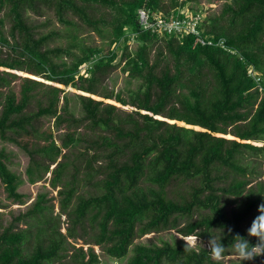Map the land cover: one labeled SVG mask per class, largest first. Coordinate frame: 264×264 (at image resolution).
I'll return each mask as SVG.
<instances>
[{
  "label": "trees",
  "instance_id": "trees-1",
  "mask_svg": "<svg viewBox=\"0 0 264 264\" xmlns=\"http://www.w3.org/2000/svg\"><path fill=\"white\" fill-rule=\"evenodd\" d=\"M75 1L0 0V10L6 9L4 16L10 22L6 32L9 42L1 30L0 18V48L7 47L13 54L0 57V68L40 77L57 86H74L86 94L76 96L83 115L74 119L66 112L65 104L61 114L56 115V87L46 88L45 105L38 104L32 114L22 111L38 82L20 78L18 100L10 90L0 93V141L13 143L28 156L25 175L29 183L49 172V187H61L56 192L58 212L68 223L65 233L60 234L59 214H45L48 207L39 196L29 210L13 219L21 221L24 228L14 230L13 223L0 228V264H97L91 247L83 251L66 240H83V244L97 246L108 257L119 259L135 238L169 229H176L181 236L198 233L200 238L208 239L214 230L224 227L221 243L228 249L225 256L233 254L232 237L237 233L255 244L256 238L247 236L246 225L248 218L259 215L257 207L264 202V182L246 188V178L253 173L243 162L260 154L264 157L263 148L251 144L264 141V0H221L224 3L219 13L195 26L197 34L189 32L179 37L142 30L137 10L182 19L179 12L183 5L198 0ZM90 6L106 13L92 17L86 11ZM43 10H52L60 24L75 30L76 26L65 18V14L73 13L90 32L113 47L126 40L125 28L132 33L140 44L130 55L122 42L119 60L123 61L121 71L139 81L135 90L128 91L125 99L104 87L97 91L115 67L113 50L92 61L86 69L87 76L74 78L77 68L99 50L82 45L73 34L65 47L47 46L55 32L34 38L24 14L37 16ZM158 41L162 46L153 49L150 59L149 49ZM250 70L258 73L257 81ZM4 75L16 77L0 72V88L9 85ZM93 96L129 106L131 113L117 118L112 105ZM42 115L54 117L56 126L63 122L78 125L86 120L90 127L105 130L115 140H125L117 144L112 138L98 136L100 142L91 141L92 147L80 154L84 163L82 180L95 194L74 196L75 173L68 181L62 180L68 159H56H65L61 150L81 139L66 132L60 146H56L50 131L34 130L32 121ZM226 134L233 139H225ZM24 136H32L41 144L30 149L26 143L16 141ZM99 148L104 149L95 150ZM88 149L93 151L90 157L85 154ZM96 158L104 159L105 164L93 168ZM6 160L0 150V186L5 199L21 205L23 195L16 192L19 180L7 169ZM43 160L54 167L48 171L47 165L40 164ZM219 169L225 173L218 175ZM226 173L231 178L218 186ZM261 174L264 178V168ZM174 180L191 182L177 200L168 198L165 191ZM221 195L243 197L235 208L226 210ZM193 212L197 216L191 219ZM182 218L183 225L176 228ZM227 226L233 229L232 234L227 233ZM184 245L174 241L162 242L161 246H135L125 264H216L206 249L185 251ZM254 264L264 262L258 263L255 258Z\"/></svg>",
  "mask_w": 264,
  "mask_h": 264
},
{
  "label": "rangeland",
  "instance_id": "rangeland-1",
  "mask_svg": "<svg viewBox=\"0 0 264 264\" xmlns=\"http://www.w3.org/2000/svg\"><path fill=\"white\" fill-rule=\"evenodd\" d=\"M77 4L79 2L75 1ZM229 2V1H226ZM224 2L219 1H213V0H198L196 3H185L183 7L180 9V12L183 15H186L188 17L196 16L198 18V24H204L205 20L207 18H210L216 14L219 13L222 4ZM87 13H89L92 17H98L103 13H106V10H102L99 7L96 6H90L87 10ZM6 12V9L0 10V18H2V32L5 33V36L7 37V40L10 42L8 36H7V29L10 25V22L8 18L4 16V13ZM25 21L28 25L31 27V33L34 38L40 35L47 34L49 32H55L56 35L52 38L50 42H48V47H65L67 45V42L69 41L70 35L73 34L76 36L77 41L81 42L84 46L89 47H95L99 50V53L95 55L94 57L90 58L89 62L81 64L77 68V73L75 74L74 78L76 76H87L86 69L89 68L92 61L95 62V60L101 56L107 55V52L109 50H113L115 53V59L113 60L112 64L115 65V67L110 71L108 76H105L103 80L100 83V86L98 87L97 91H100L103 87L108 91L111 90L113 94L119 93L122 98H126L128 91L135 90L138 84V80L136 79H129L126 75V73L121 71V66L123 65V61H120V54L122 52V42L126 46V53L132 55L135 49L140 44L138 41H136L133 38V34L129 33L128 30L124 29V35L126 36V40L119 41V43L113 47V45L108 44L107 40H100L96 34L89 31L87 26L79 20V18L74 15L73 13H67L65 14L66 20L71 21L75 26L76 29L74 30V27H71L70 29H66L63 24H60L55 16L52 10H43L40 12L39 15L31 14L30 12H26L24 14ZM104 30H107V26L103 28ZM157 46H162V42H155L149 49V58H153V49ZM73 53H77V49H72ZM8 56H13L12 53H10L9 49L7 47H1L0 48V57L5 58ZM120 61V62H119ZM159 65H162L160 62ZM249 71V70H248ZM0 72H9L11 74H14L16 77L10 78L8 76L4 77L9 81V85L4 88H0V93L4 95L8 90L12 91L14 93L15 100H18V90L20 85V78H28L30 80H34L39 83V86L35 88L31 92V98L28 100L26 107L23 109L24 114H32L36 112L38 104L45 105V90L47 87H56L59 89V93L57 94V105H56V115L61 114V107L63 104H65V110L66 112L70 113L71 116L74 119H80L83 115L80 103L78 99L76 98L77 95L79 96H86L85 93H83L80 90H76L74 86H60L55 85L52 82L45 81L41 79L40 77H35L33 75L20 72V71H9L7 69L0 68ZM250 75L258 76V73L256 71L250 70ZM254 79V78H253ZM255 80V79H254ZM77 82H75L76 84ZM95 100L101 101L103 104H109L112 105L115 108V116L117 118H124L125 114L131 113L132 110L129 106H121L118 103H116L113 99L108 100H102L100 97L93 96L91 97ZM2 99V96L0 97V100ZM133 118H137L135 115H132ZM161 119L165 121L167 124H171V120H166L162 116H158ZM32 125L34 127V130L37 133L50 131L51 136L53 138L54 143L56 146H60V139L64 136L66 132H69L73 135V137H79L81 140L74 142L71 146L67 147L66 149L61 150V154H65L66 158L63 159L61 156H59L56 161L62 162L66 159H68V164L64 169L62 180L68 181L70 179V175L72 173H75L76 178V189L74 191V196H83L87 197L90 195L95 194L96 192L94 189L90 186H87L82 180L83 175V165L84 163L81 160L80 154H83V152L86 150L85 148H88V146H91V141L99 140L98 136H107L109 138H112V136L106 132L105 130H102L99 127H90L89 122L86 120H83L80 122V124L76 125L72 122L66 123L63 122L59 126L55 125V118L51 117L49 115H42L39 116L36 120L32 121ZM197 130V128H194ZM227 132L230 130L228 127ZM228 134L223 135L225 139H233L232 136H229L230 138H227ZM115 140L114 138H112ZM16 141L27 144V147L34 148L41 144L40 141L35 139L32 136H24L16 138ZM117 141V144L124 143L125 140H115ZM100 142V140H99ZM251 144H254L255 146H261L264 150V141L259 142H251ZM92 147V146H91ZM104 148L95 149L98 151H101ZM0 150L4 151V154L7 157V160L5 161V165L7 169L11 172H13L19 180L18 186L16 188V192L23 195V204H12L10 201L5 199V193L2 191L0 186V228L7 226L9 223H13L14 230H18L21 228H24L23 223L20 222H13V219L18 214H23L27 210L30 209L33 202L36 201V199L39 196H43L44 203L48 207V210L45 211V214H48L51 217H55L59 214L58 212V205L57 200L58 196L56 194L57 190L61 187L56 188H50L48 184V180L50 178L49 172L43 175L42 179L35 181L33 183H29L27 180V177L25 175V169L27 168L29 162H28V156L20 149L18 146L14 145L13 143H9L6 141H0ZM109 149H106V152H108ZM86 155L89 157L93 154V151L91 149H88L87 152H85ZM102 153H99L100 155ZM104 154V153H103ZM103 156V155H102ZM125 158V157H124ZM35 160H39L37 156H34ZM81 160V161H80ZM121 160V159H120ZM247 164V169H250V171L253 173V175L247 176V181L249 184L246 186L253 187L255 183L257 182H264V178L261 174L264 168V157L260 154L256 157L249 158L248 160H245L243 164ZM40 164L44 166H48V171H50L54 164H49L48 161H40ZM73 164L74 166H72ZM105 164V160L102 158H96L95 161L92 162L93 168H96L97 166H102ZM80 165V166H79ZM76 169V171H74ZM218 175H223L225 173L224 169H219L217 172ZM228 178H231L230 173H226L223 178L217 183L218 186H223L225 183L228 182ZM191 182H179V181H172L170 182L165 191L166 196L168 198L177 200L178 196L182 194L183 192H186L188 189V185ZM243 197V196H240ZM235 198L228 195H221L220 201L221 203H225V209L230 210L231 208H235L236 204L239 203L241 198ZM202 213V212H201ZM197 216V213L193 212L191 219H194ZM59 224H58V231L60 234L65 233V228L67 227L68 223L65 219V216L59 214ZM253 218H248V224L246 225V228L248 229L251 225ZM185 219H179L178 226L176 228H180ZM220 235V230H214V232L211 234V236L218 237ZM179 237H187V236H181L179 233L176 232V229H169V230H163L159 232H152L145 234L143 236H140L138 238H135L131 245L128 247L127 252L125 256L119 259L110 258L107 255H105L97 246L93 245H86L83 244V240L80 239H67L66 242L70 245H73L75 248L81 247L83 251L86 250L87 247H91L94 254L97 256L98 263L97 264H125L127 260L132 256L133 249L135 246H161L162 242L172 243L174 241H181L185 244V242L180 239ZM85 239V237H84ZM203 241H207L208 239H202ZM25 252H28L29 247H27ZM69 249V248H68ZM204 249V248H202ZM206 249V248H205ZM70 250V249H69ZM197 250V249H195ZM207 250V249H206ZM232 253V252H231ZM255 259V258H254ZM254 259L252 261H245L246 263L254 264ZM212 260V259H211ZM256 261L258 263L264 262V256L256 257ZM241 262L235 258L234 254H229L224 256L223 261L221 264H240ZM56 264V263H54Z\"/></svg>",
  "mask_w": 264,
  "mask_h": 264
},
{
  "label": "clouds",
  "instance_id": "clouds-1",
  "mask_svg": "<svg viewBox=\"0 0 264 264\" xmlns=\"http://www.w3.org/2000/svg\"><path fill=\"white\" fill-rule=\"evenodd\" d=\"M257 211L259 215L252 220L250 227L246 230L248 237L256 238V243L251 244L248 239L241 236L239 233L232 237L231 251L241 264L245 261H252L254 258L264 255V202L258 205ZM219 230L220 235L218 237L209 236L206 242L200 239L198 233L188 235L186 238H179L185 242V251L206 248L210 258L215 261L216 264H221L228 249L221 243L225 229L222 227ZM232 232L233 229L230 226H227V233L232 234Z\"/></svg>",
  "mask_w": 264,
  "mask_h": 264
},
{
  "label": "built area",
  "instance_id": "built-area-1",
  "mask_svg": "<svg viewBox=\"0 0 264 264\" xmlns=\"http://www.w3.org/2000/svg\"><path fill=\"white\" fill-rule=\"evenodd\" d=\"M179 14L182 15V19L174 18L172 15L161 17L159 13L148 15L144 10H137L138 23L142 30H150L158 36L165 35L167 37H179L189 32L197 34L195 26L198 24V18L196 16L188 17L181 12ZM251 76L257 81L255 75Z\"/></svg>",
  "mask_w": 264,
  "mask_h": 264
}]
</instances>
